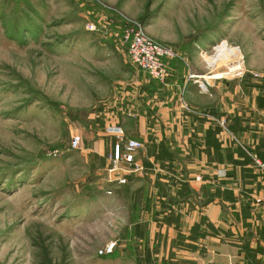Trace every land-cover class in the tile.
Listing matches in <instances>:
<instances>
[{
    "label": "rangeland",
    "instance_id": "374dc122",
    "mask_svg": "<svg viewBox=\"0 0 264 264\" xmlns=\"http://www.w3.org/2000/svg\"><path fill=\"white\" fill-rule=\"evenodd\" d=\"M132 21L176 54L197 51L205 72L204 54L226 42L244 73L228 79L248 70L264 76V0H0V264H245L223 240L231 228L245 229V170L227 186L229 172H217L223 216L214 225L204 216L194 224L192 212L203 211L215 186L187 197L182 213L159 201L136 219L131 166L120 164L123 186L110 183L123 173H107L115 140L107 128L122 129L114 107L123 103L128 119L129 99L139 101L144 82L156 81L129 61L121 35ZM137 166L132 172L141 174ZM179 223L201 229L200 252L191 229L165 248L161 226ZM211 226L223 239L207 249ZM183 241L185 250L174 249ZM236 246L245 254V243Z\"/></svg>",
    "mask_w": 264,
    "mask_h": 264
},
{
    "label": "crops",
    "instance_id": "0c3cea01",
    "mask_svg": "<svg viewBox=\"0 0 264 264\" xmlns=\"http://www.w3.org/2000/svg\"><path fill=\"white\" fill-rule=\"evenodd\" d=\"M192 51H176L179 59L168 61L165 83L144 82L139 101L129 99L131 103L124 115L128 119L121 111L123 103L114 107L125 139L136 140L143 147L134 156L141 174L130 176L126 187L130 189V210L135 212L136 219L144 212L148 217L157 208L153 202L161 201L178 203V211L182 213L183 202L188 198L195 200V196L200 199L205 188L211 190L215 186L218 171L229 172L224 178L227 186L236 171L245 170V229L233 227L223 239L211 226L204 247L215 248L223 239L235 248L233 256L245 259V264H264V172L255 165V160L264 163V76L248 70L253 76L247 74L243 80H212L208 92L203 93L188 78L190 74L206 73L199 54ZM127 123L132 127L128 128ZM210 195L203 211L192 212L194 224L202 216L213 225L222 218L218 200L223 198L216 193V186ZM143 202L150 205L140 204ZM160 229L163 234L168 231V237L162 239L168 250L171 242H179L180 235L190 229L197 233V239L192 240L194 252L203 248L201 229L195 225L188 227V232L180 223L164 224ZM170 232L176 233V241H171ZM241 243H245V254L236 246ZM183 244L184 241L182 247L174 249L185 250Z\"/></svg>",
    "mask_w": 264,
    "mask_h": 264
},
{
    "label": "built area",
    "instance_id": "2783aa9c",
    "mask_svg": "<svg viewBox=\"0 0 264 264\" xmlns=\"http://www.w3.org/2000/svg\"><path fill=\"white\" fill-rule=\"evenodd\" d=\"M121 41L126 45L129 61L137 69L145 72L150 78L164 83L169 74L168 60L174 59L177 54L175 51L166 45H163L152 39L144 30L143 26L138 22H129L123 29ZM223 48L222 51L220 49ZM238 50V49H234ZM232 48H229L226 42H220L215 47H212L211 57H215L214 63H209L211 57H202L203 63L207 72L203 76L190 74L189 80H194L197 83L201 92L207 93L210 87V82L216 79H228L243 76L242 58L233 57ZM225 52V53H224ZM239 51H237L238 53ZM223 53V54H222ZM211 58V59H213ZM240 59V60H239ZM225 62V71L218 75H211L216 67L217 62ZM107 132L113 135L116 139L113 152L111 155L110 168H108V177L120 170L123 173L115 174L117 177L112 178L111 182L125 184V170L121 167V163L131 166L130 171L137 172L139 167L134 163L136 152L141 149L142 144L136 140H125L123 130L118 126H110ZM77 140L72 141V146L75 147ZM255 165L264 172V163L255 160ZM112 244L105 245L99 250L101 254H107L112 251Z\"/></svg>",
    "mask_w": 264,
    "mask_h": 264
},
{
    "label": "bare ground",
    "instance_id": "6f19581e",
    "mask_svg": "<svg viewBox=\"0 0 264 264\" xmlns=\"http://www.w3.org/2000/svg\"><path fill=\"white\" fill-rule=\"evenodd\" d=\"M222 50H223V48L220 49V51H222ZM237 51H238V50H234V49H233V51H231V54L233 53V57L240 58V53H239V52L237 53ZM224 53H225V52H224ZM222 54H223V53H222ZM211 58H213V57H211ZM211 58L208 59V62H209V63H214V61H215V57H214L213 59H211ZM239 60H240V59H239Z\"/></svg>",
    "mask_w": 264,
    "mask_h": 264
},
{
    "label": "trees",
    "instance_id": "16d2710c",
    "mask_svg": "<svg viewBox=\"0 0 264 264\" xmlns=\"http://www.w3.org/2000/svg\"><path fill=\"white\" fill-rule=\"evenodd\" d=\"M115 143H116V139L114 140L113 144H115ZM134 163H135V160H134ZM129 168H131V167H129ZM130 174H135V173L134 172H130ZM129 177H128V179H129ZM110 183L116 184L117 186H123L124 185V184H118L117 182H110ZM108 192H109V194L111 193V191H108Z\"/></svg>",
    "mask_w": 264,
    "mask_h": 264
}]
</instances>
